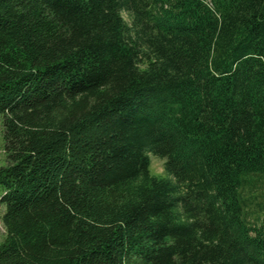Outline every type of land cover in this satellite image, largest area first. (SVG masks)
<instances>
[{"label":"trees","instance_id":"obj_1","mask_svg":"<svg viewBox=\"0 0 264 264\" xmlns=\"http://www.w3.org/2000/svg\"><path fill=\"white\" fill-rule=\"evenodd\" d=\"M0 115V264H264V0H0Z\"/></svg>","mask_w":264,"mask_h":264},{"label":"rangeland","instance_id":"obj_2","mask_svg":"<svg viewBox=\"0 0 264 264\" xmlns=\"http://www.w3.org/2000/svg\"><path fill=\"white\" fill-rule=\"evenodd\" d=\"M123 17L128 20V17L125 13H122ZM149 157V169L152 174L165 176L164 171V159L153 155L152 153H148ZM7 163L5 151H4V137H3V122L2 116L0 115V166H3ZM2 193V188L0 186V195ZM255 201H260V197H257ZM256 206L253 204V208ZM5 210V206L0 203V243L3 241L5 237V228L2 223V214Z\"/></svg>","mask_w":264,"mask_h":264}]
</instances>
